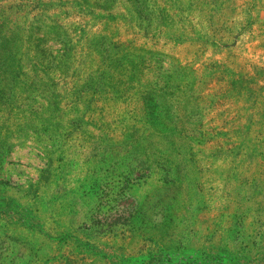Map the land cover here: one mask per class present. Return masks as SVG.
<instances>
[{"label": "rangeland", "instance_id": "374dc122", "mask_svg": "<svg viewBox=\"0 0 264 264\" xmlns=\"http://www.w3.org/2000/svg\"><path fill=\"white\" fill-rule=\"evenodd\" d=\"M0 264H264V0H0Z\"/></svg>", "mask_w": 264, "mask_h": 264}]
</instances>
